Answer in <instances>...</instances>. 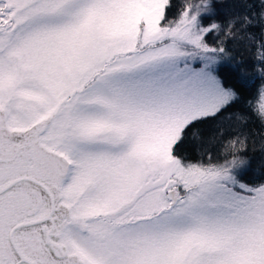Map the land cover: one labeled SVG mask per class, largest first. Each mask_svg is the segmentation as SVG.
<instances>
[{"label": "snow or ice", "instance_id": "obj_1", "mask_svg": "<svg viewBox=\"0 0 264 264\" xmlns=\"http://www.w3.org/2000/svg\"><path fill=\"white\" fill-rule=\"evenodd\" d=\"M0 264H264V0H0Z\"/></svg>", "mask_w": 264, "mask_h": 264}, {"label": "trees", "instance_id": "obj_2", "mask_svg": "<svg viewBox=\"0 0 264 264\" xmlns=\"http://www.w3.org/2000/svg\"><path fill=\"white\" fill-rule=\"evenodd\" d=\"M258 85H259V81L258 80H254L251 85L246 86L245 95L246 96L252 95V93L256 90V88L258 87ZM202 127L205 130H207L209 126L208 125H204ZM184 149H185V151H186V153L188 155H190V156H194L195 155V152H194V142H192V141H186V143L184 145ZM250 155H253L255 160H258L259 159V153H250Z\"/></svg>", "mask_w": 264, "mask_h": 264}]
</instances>
